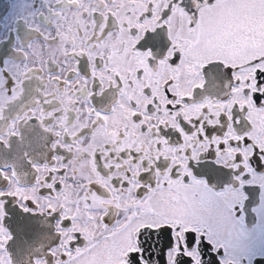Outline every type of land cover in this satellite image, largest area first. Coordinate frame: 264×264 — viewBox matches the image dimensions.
I'll return each instance as SVG.
<instances>
[{
	"label": "snow or ice",
	"instance_id": "snow-or-ice-1",
	"mask_svg": "<svg viewBox=\"0 0 264 264\" xmlns=\"http://www.w3.org/2000/svg\"><path fill=\"white\" fill-rule=\"evenodd\" d=\"M264 226V0H0V264H246Z\"/></svg>",
	"mask_w": 264,
	"mask_h": 264
},
{
	"label": "flooded vegetation",
	"instance_id": "flooded-vegetation-1",
	"mask_svg": "<svg viewBox=\"0 0 264 264\" xmlns=\"http://www.w3.org/2000/svg\"><path fill=\"white\" fill-rule=\"evenodd\" d=\"M249 235L242 241L246 253V264H264V226L258 225L256 218H246Z\"/></svg>",
	"mask_w": 264,
	"mask_h": 264
}]
</instances>
